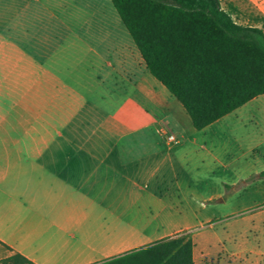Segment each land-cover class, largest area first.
Wrapping results in <instances>:
<instances>
[{"label": "crops", "instance_id": "1", "mask_svg": "<svg viewBox=\"0 0 264 264\" xmlns=\"http://www.w3.org/2000/svg\"><path fill=\"white\" fill-rule=\"evenodd\" d=\"M58 1L59 16L79 20L68 0ZM220 2L236 24L264 31L263 0ZM97 7L103 23L58 25L71 37L61 45L77 51L65 61L51 49L38 53L25 22L28 14L42 22L54 15L47 1L0 0V76L12 80L0 90V262L19 255L32 264H188L181 247L166 246L187 236L192 264H264V210L213 209L224 207V182L199 201L184 193L202 188L197 175L237 172L264 158V95L241 107L263 99L229 138L217 128L228 115L196 130L151 75L116 10L99 0ZM46 77L53 85L38 89ZM22 93L69 96L76 102L64 108L76 118L55 122L62 127L55 134L52 119L29 113L21 121ZM70 126L86 129L70 134ZM244 133L263 137L244 146Z\"/></svg>", "mask_w": 264, "mask_h": 264}, {"label": "trees", "instance_id": "2", "mask_svg": "<svg viewBox=\"0 0 264 264\" xmlns=\"http://www.w3.org/2000/svg\"><path fill=\"white\" fill-rule=\"evenodd\" d=\"M110 1L149 72L196 130L264 95V31L236 24L220 0ZM166 246L181 247L192 264L191 238ZM0 264L32 263L16 255Z\"/></svg>", "mask_w": 264, "mask_h": 264}, {"label": "rangeland", "instance_id": "3", "mask_svg": "<svg viewBox=\"0 0 264 264\" xmlns=\"http://www.w3.org/2000/svg\"><path fill=\"white\" fill-rule=\"evenodd\" d=\"M44 2L47 1V8L53 9L55 14H45V21L42 22L39 18H33V14L27 15L29 17L25 22L31 24L34 27L32 39L33 45H35L37 52L40 53L45 51V48L49 51L50 49L53 50L51 52L53 55L57 54L59 57L64 58L65 61H68L75 58L77 55L74 56L72 53H76V48H70V51L64 48L61 45V41L64 44L69 45L70 43V34L68 31L64 29L57 28L58 25L61 23H103V16L98 13L97 10V0L89 1V0H68L66 3L70 9H77L79 13L76 14L79 20H66L68 19L67 14H60L59 16V8L54 7L57 6L56 2L58 0H43ZM264 1V0H263ZM100 6L102 7H109L112 11L114 9L110 0H99ZM22 8V7H21ZM20 8V9H21ZM37 8H40L39 6ZM94 8V9H89ZM12 10H10L7 14H5V23L10 25L12 23ZM5 24V25H6ZM42 24H45L43 27ZM103 31V30H102ZM68 43V44H67ZM70 53V54H69ZM72 55V58L71 56ZM77 64H75L76 67ZM47 79V80H46ZM46 79H38V89H41L45 86L50 88L53 85V81L51 78ZM12 87V80L8 77H1L0 76V90L1 87ZM12 98V95L9 96ZM11 101V100H10ZM15 102L20 103L22 110L18 113V118L22 121L25 119L30 118L29 113L36 114L37 119H52L53 126L51 127L52 133H60L62 129L61 126L55 125V122H66L68 120H74L76 118L75 112L68 110L66 107L64 108V104L69 102H76L75 99L70 98L69 96H63L59 94H37V95H28V94H21L19 96H15ZM263 103V99H257L256 101L252 102L250 105L238 109L231 115L225 117L226 125L224 126V118L219 125H217L220 131H226V138L230 137L229 130L233 129L236 131L237 125L239 122H245L250 118V116L255 112L257 107ZM52 105L54 109L46 110L45 106ZM37 108L35 111H29V108ZM55 108H58L57 110ZM32 117V116H31ZM224 127V128H223ZM68 133L70 134H83L86 128L84 127H76L70 126L66 127ZM246 128H243L245 132ZM247 130L250 132L252 127H248ZM247 132V131H246ZM228 133V134H227ZM234 136L237 137V134L234 133ZM263 136H257L254 140L253 135L248 136L247 133L243 134L240 138V143L244 146L252 144L254 141L261 140ZM251 165V166H250ZM253 165V166H252ZM237 172L233 171H226L224 172L217 170L212 175H197L196 178H202V183L199 185L202 188L197 189L195 192H188L184 191L185 194H193L191 199L199 201L201 198L208 197L210 195H214L219 193V187L224 182V207L221 205H214L215 210L223 211L224 215L230 213L234 209H244L243 213L240 216H247L252 214L255 211H262L264 210V176L261 173L264 170V158H261L259 161L252 162V160L247 161L246 165L241 167L239 166L236 169ZM205 178V180H204ZM205 181V182H204ZM200 183V182H197ZM189 198V197H188ZM207 224L205 227L207 228ZM218 225L217 228H219ZM253 240V237H251Z\"/></svg>", "mask_w": 264, "mask_h": 264}, {"label": "built area", "instance_id": "4", "mask_svg": "<svg viewBox=\"0 0 264 264\" xmlns=\"http://www.w3.org/2000/svg\"><path fill=\"white\" fill-rule=\"evenodd\" d=\"M167 141L169 144H177L178 143V139L174 135H168Z\"/></svg>", "mask_w": 264, "mask_h": 264}]
</instances>
